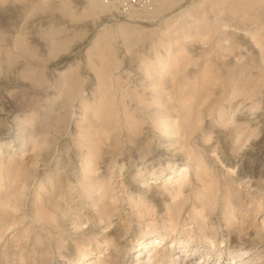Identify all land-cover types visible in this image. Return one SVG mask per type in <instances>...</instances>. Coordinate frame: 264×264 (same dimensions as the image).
I'll return each instance as SVG.
<instances>
[{
  "label": "rangeland",
  "instance_id": "obj_1",
  "mask_svg": "<svg viewBox=\"0 0 264 264\" xmlns=\"http://www.w3.org/2000/svg\"><path fill=\"white\" fill-rule=\"evenodd\" d=\"M33 1L0 2L26 8L0 48L22 28L39 52L0 60V111L25 102L0 112V264H264V158L242 171L264 149V0Z\"/></svg>",
  "mask_w": 264,
  "mask_h": 264
},
{
  "label": "bare ground",
  "instance_id": "obj_2",
  "mask_svg": "<svg viewBox=\"0 0 264 264\" xmlns=\"http://www.w3.org/2000/svg\"><path fill=\"white\" fill-rule=\"evenodd\" d=\"M2 1V3H4V4H6L7 2H8V0H0V2ZM33 1V0H32ZM103 1V0H102ZM256 0H250V1H239V4H240V7H254L257 3L255 2ZM258 1V0H257ZM31 2V1H30ZM34 2V1H33ZM157 2H158V5H157V11L156 12H159V11H161V10H163L164 9V6H163V1L162 0H157ZM9 3V2H8ZM15 3V2H14ZM260 3V2H259ZM11 4V6L9 5L7 8H5L4 6H1L0 5V20L2 19H5V18H7V17H16L17 18V22H19V21H21V12H20V10L23 8H19V10H18V7H17V9H15L14 10V7H12V5H13V3H10ZM28 4V3H27ZM88 7L92 10V11H97V10H101L102 12H106V11H109V8H107V7H105V6H103L102 4V2H101V0H88ZM15 5V4H14ZM13 5V6H14ZM25 5V4H24ZM23 5V6H24ZM258 5V4H257ZM20 6V5H19ZM34 6V5H33ZM21 7V6H20ZM26 7V6H25ZM13 8V9H12ZM154 8V7H153ZM255 8V7H254ZM24 9V8H23ZM26 9V8H25ZM24 9V10H25ZM29 9H31V8H29ZM64 9V12L67 14V15H69V16H72V12H71V10H70V7L69 6H66L65 8H63ZM252 9V8H251ZM29 11V10H28ZM33 11V10H32ZM31 11V12H32ZM152 13V12H151ZM24 14V13H23ZM27 15V14H26ZM23 16V15H22ZM24 17V16H23ZM41 17V16H40ZM42 17H44V16H42ZM33 18V17H32ZM39 18V17H38ZM11 19V18H10ZM15 19V18H14ZM41 19V18H40ZM43 19V18H42ZM1 20V21H2ZM5 20H7V19H5ZM4 20V21H5ZM30 20H31V18H30ZM34 20V19H33ZM37 20V19H36ZM35 21V20H34ZM62 21V20H61ZM22 22H23V19H22ZM30 22V21H29ZM66 22V21H65ZM5 23V22H4ZM15 23V22H14ZM42 23V22H41ZM50 23V22H49ZM1 24V23H0ZM8 24V23H7ZM19 24V23H18ZM18 24L16 23L15 25H12L13 27H17L18 26ZM32 24V23H31ZM30 23H29V25H31ZM39 24H40V22H39ZM38 23L36 24V25H39ZM48 24V23H47ZM61 24V23H60ZM64 24V23H63ZM33 25V24H32ZM32 25H31V27H29V28H31V30H33L34 29V31L36 30V28H34V27H32ZM69 25V24H68ZM11 26V27H12ZM70 26V25H69ZM93 26V25H92ZM18 27H20V26H18ZM23 27H25V26H23ZM1 28V27H0ZM3 28V27H2ZM1 28V29H2ZM5 29H6V26L4 27ZM3 28V30H5ZM27 28H28V26H27ZM28 28V29H29ZM38 28V27H37ZM19 29V28H18ZM68 29V28H67ZM92 29V28H91ZM118 29H119V31H121V33H125V31H126V26L125 25H118ZM128 29V28H127ZM15 31V30H14ZM39 31V30H38ZM11 32H13L11 29L9 30V29H6L4 32H2L3 33V35H5V34H7V35H9ZM16 32V31H15ZM17 32H18V35H19V37L21 38V36H23V33H24V29H20V30H17ZM33 32V31H32ZM64 32H66V31H64ZM29 33V32H28ZM31 33V32H30ZM37 33V32H36ZM35 33V34H36ZM39 33V32H38ZM133 33V32H132ZM33 34H34V32H33ZM33 34H31V35H33ZM34 34V35H35ZM46 34H48L47 36H48V39H50L51 41H56L57 40V37L59 36V34H60V30H59V32L58 31H55V29H51L48 33L46 32ZM61 34H62V32H61ZM135 34V33H134ZM14 36V35H13ZM9 37V36H8ZM7 38V36L6 37H1V32H0V41H3V39H6ZM20 38H17V39H15V42H14V45H15V47L16 48H14V49H11V50H4V49H2V48H0V60L3 58V57H7V55H10V56H14V57H18V58H33L35 55H34V53L37 51L36 49H35V52L33 53L32 51H30L28 48H24V46L25 47H27V44H25V41H21L20 40ZM26 38V37H25ZM9 41H10V39H8ZM12 40V39H11ZM32 40H33V42L34 43H36L39 47H40V49L41 48H43L44 46H45V44H43L44 42L43 41H41V40H38L37 38H35V37H32ZM133 40V39H132ZM5 41V40H4ZM135 41H137V39L135 40ZM96 42L97 41H95V43L94 44H96ZM91 43H93V42H91ZM11 44V43H10ZM48 44V43H47ZM31 45H32V42H31ZM53 45V44H52ZM63 45V44H62ZM8 46V45H7ZM57 48L59 47V45H55ZM92 45H90V47H91ZM6 47V46H5ZM11 47V46H10ZM13 47V46H12ZM29 47V46H28ZM37 47V46H36ZM7 48V47H6ZM35 48V47H34ZM30 49H31V47H30ZM46 49V48H45ZM34 50V49H33ZM44 50V49H43ZM89 50V49H88ZM37 53V52H36ZM39 53V52H38ZM37 53V54H38ZM42 53V52H41ZM39 55V54H38ZM158 56V55H157ZM8 60V59H7ZM170 61V57L166 60H162V62L164 63H168ZM161 62V63H162ZM35 63V62H34ZM27 63H25L24 65H26ZM35 65V64H34ZM18 66V65H17ZM20 66V65H19ZM25 67V66H24ZM230 73V72H229ZM172 75V74H171ZM65 81V80H64ZM69 82H70V80H69ZM106 82V81H105ZM1 83V82H0ZM7 86V85H6ZM14 86V85H13ZM19 86V85H18ZM23 86V85H22ZM3 87V86H2ZM17 87V86H16ZM12 91V90H11ZM15 94H16V92H15ZM8 96V95H7ZM3 96V100H2V106H1V111L0 112H5L6 113V115H7V117L9 118L11 115H13V114H19V112L20 111H22L23 110V105L25 104V102H24V104H22L21 103V101H19V99L15 96V95H10V96ZM197 97V96H196ZM202 97V96H201ZM26 98V97H25ZM177 99V98H176ZM201 99V98H200ZM25 100V99H24ZM202 100V99H201ZM187 101V100H186ZM203 101V100H202ZM183 102V101H182ZM194 107V106H193ZM26 109V108H25ZM24 111V110H23ZM26 111V110H25ZM191 114V113H190ZM1 116V115H0ZM4 116V115H3ZM6 118V117H5ZM1 119V118H0ZM169 129H171V127L169 128ZM168 129V130H169ZM28 134V133H27ZM9 137V134H5V133H0V140L2 141V140H4V139H6V138H8ZM262 148V147H261ZM260 148V149H261ZM251 155V154H250ZM249 155V156H250ZM249 156H245L244 157V159H242V162H243V164H242V171H243V173H244V176H249V177H253V175L257 172V169H258V167L260 166L259 165V163H258V161L259 160H261V159H263L264 158V149L262 150H256L253 154H252V157L249 159ZM259 173H260V175H264V163L262 162V165H261V167L259 168ZM58 182V181H57ZM67 183H68V181H67ZM70 187V186H69ZM76 188V187H75ZM69 191V190H68ZM74 193V192H73ZM78 193V192H77ZM72 197V196H71ZM70 197V198H71ZM66 201V200H65ZM183 203V202H182ZM183 206H184V204H183ZM179 217V213L175 216V218H178ZM153 243H158V244H161V241H158V240H156V241H154ZM184 252H186V251H184Z\"/></svg>",
  "mask_w": 264,
  "mask_h": 264
},
{
  "label": "built area",
  "instance_id": "obj_3",
  "mask_svg": "<svg viewBox=\"0 0 264 264\" xmlns=\"http://www.w3.org/2000/svg\"><path fill=\"white\" fill-rule=\"evenodd\" d=\"M105 3L116 12L127 13L148 6L151 0H105Z\"/></svg>",
  "mask_w": 264,
  "mask_h": 264
}]
</instances>
